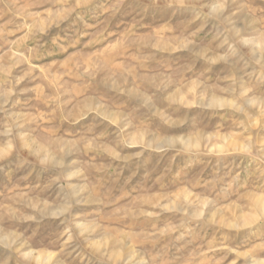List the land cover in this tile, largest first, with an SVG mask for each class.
<instances>
[{
    "label": "rangeland",
    "instance_id": "1",
    "mask_svg": "<svg viewBox=\"0 0 264 264\" xmlns=\"http://www.w3.org/2000/svg\"><path fill=\"white\" fill-rule=\"evenodd\" d=\"M0 264H264V0H0Z\"/></svg>",
    "mask_w": 264,
    "mask_h": 264
}]
</instances>
